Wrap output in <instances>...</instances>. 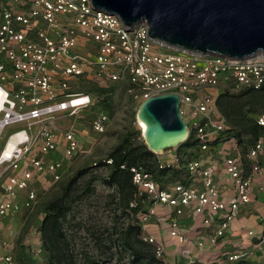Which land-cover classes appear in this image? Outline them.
Listing matches in <instances>:
<instances>
[{
  "label": "built area",
  "instance_id": "obj_1",
  "mask_svg": "<svg viewBox=\"0 0 264 264\" xmlns=\"http://www.w3.org/2000/svg\"><path fill=\"white\" fill-rule=\"evenodd\" d=\"M91 1L0 0V141L7 128L24 125L9 134L0 148V218L19 210L16 197L23 192L24 206L29 212L34 210L33 180L47 176L58 183L67 160L92 155V147H83L74 126L62 132L59 140L54 122L60 114L76 116L91 106L90 95L76 88L82 82H125L127 94L138 103L158 94L176 93L181 116L193 120L196 149L208 156L209 145L220 136L223 143H235L223 119L215 116L214 91L259 89L264 84L263 52L240 59L184 49L149 37L144 20L126 25L117 15L95 9ZM107 124V116L99 112L92 118L91 130L103 134ZM256 124L264 128V113L256 117ZM137 126L141 134L139 122ZM10 141L12 147L6 153ZM222 155L229 196L215 180L214 165H204L199 159L185 163L187 174L196 175L198 185L175 183L169 190L157 187L143 166L128 168L135 193L126 210L131 215L147 203L139 219L143 228L140 239L153 246L156 260L163 261L166 248L161 240L144 232L147 223L163 222L169 237L180 245L186 264H193L194 249L219 245L240 210L251 202L255 180L264 179L260 162L264 137L253 141L245 156ZM158 163L160 167L174 166ZM111 164L112 159L106 157L93 161L91 168L110 170ZM259 189L264 192V184ZM79 203L76 200L70 205L62 223L66 220L75 225V220L82 219ZM74 204L79 205L74 208ZM159 208L170 209L171 215L162 218ZM185 209L200 218L203 228L211 229L206 241L187 240V229L181 223ZM62 233L73 254V232L62 227ZM247 236L253 237V231ZM253 242L254 248L264 245V228ZM14 249V241L0 234V264H19ZM251 253L250 249L224 252L213 264L246 259ZM32 254L36 257L38 252Z\"/></svg>",
  "mask_w": 264,
  "mask_h": 264
},
{
  "label": "rangeland",
  "instance_id": "obj_2",
  "mask_svg": "<svg viewBox=\"0 0 264 264\" xmlns=\"http://www.w3.org/2000/svg\"><path fill=\"white\" fill-rule=\"evenodd\" d=\"M76 88L90 95L91 106L78 112L76 116H70L65 113L55 117L56 133L59 140H61V133L74 126L75 135L79 138L80 143L83 147L91 146L93 153L90 157H77V159L67 160L63 166L62 180L58 183L51 182L47 176L33 180L30 186L36 193L34 210L29 212L24 206L25 192H23L16 197V203L20 207L19 210L15 214H8L0 218V234L17 242L15 257L19 264H50L48 254L42 247L39 228L45 215L44 209L47 204L51 200L63 196L67 191L73 202L77 200L82 205V207H79L83 216L81 220H75V225L69 224V221L66 220L62 223L63 230L73 232L74 237L71 240H76L75 243L72 241V248H74L75 252H73L75 264H133L131 262V253L124 251L121 245L120 233L127 225L138 224L141 227L139 219L146 210L147 203H143L136 212H131V215L128 214L126 208L120 203L116 188L105 183L109 170L104 168L93 169L91 164L93 161L108 158L112 150L120 145L127 136L132 137V143L141 144L143 142L136 119V112L140 102H135L130 98L126 92L125 82H107L104 85H97L93 82L84 81ZM231 88L232 86H229V89ZM242 89L244 88H235L229 92L219 89L212 96L215 100L222 93L232 96L238 94ZM99 112H103L108 120L106 131L103 134H97L91 130L92 118ZM258 113L260 114L262 111L259 110ZM215 116L218 119H223L227 128L226 131L235 138V143L231 146L227 144L222 146L223 141L220 136V138L218 137L209 145L211 153L209 156L208 153L199 152L198 149L194 151L184 147L183 143L186 140L172 149L157 152L155 156L158 162L180 165L182 171L179 175L182 181H175L165 189H172L175 183H187L188 185L197 186L196 175H186L185 163L190 159H199L204 165H214L216 171L215 180L218 186L224 193H229L230 182L226 179L224 173L222 153L235 156L242 154L245 156V149L250 145L251 137L248 134L237 135L236 131H233L235 127L231 129L220 112L217 111ZM182 117L186 122L188 137L193 135L194 138V133L192 132L193 120L188 115ZM23 126L14 125L7 128L3 133L2 141H0V148L9 134ZM34 149H37L36 144ZM176 157L178 160H175ZM78 172H82V174L66 191L68 182L71 178L77 176ZM256 180L252 187L250 204L240 210L235 222L229 226L230 228L227 232L234 230L232 235H228L226 232L223 239L219 241L218 247L208 248L210 249L208 252L203 250L202 254L205 256V261L201 260L200 262L213 263L215 258L218 257L216 255L220 253L222 245V251L224 252L250 249L252 253L245 258L253 264H264V245L260 248L252 246L255 237L259 236V233L255 231V224L262 227V230L264 228V192L259 189L262 183L264 184V179L263 182L259 179ZM78 205L74 204L73 207L77 208ZM187 213L190 215L194 214L192 211H187ZM159 214L162 218H167L171 215L166 208H159ZM186 214L182 219L183 224L185 219L188 218ZM257 217L261 218V220L257 219ZM249 218H251L250 221ZM70 226H75L77 229ZM184 226L187 229V240L190 243L197 238L205 239L201 234H194V231L192 232L194 235H190L193 229L187 223ZM234 226H236V229L232 230ZM144 228V232L154 235L165 245L166 254L163 258L165 264L187 263L188 260L180 255V246L175 244L174 239L169 237L163 222L155 223L151 221ZM249 230L253 231V237L247 236ZM33 251L38 252L36 257H33Z\"/></svg>",
  "mask_w": 264,
  "mask_h": 264
},
{
  "label": "water",
  "instance_id": "obj_3",
  "mask_svg": "<svg viewBox=\"0 0 264 264\" xmlns=\"http://www.w3.org/2000/svg\"><path fill=\"white\" fill-rule=\"evenodd\" d=\"M95 9L117 15L126 25L144 20L149 37L198 52L229 58L264 53V0H92ZM137 122L152 153L188 138L176 93L140 102Z\"/></svg>",
  "mask_w": 264,
  "mask_h": 264
},
{
  "label": "trees",
  "instance_id": "obj_4",
  "mask_svg": "<svg viewBox=\"0 0 264 264\" xmlns=\"http://www.w3.org/2000/svg\"><path fill=\"white\" fill-rule=\"evenodd\" d=\"M215 100L217 111L225 117L226 124L231 129L235 127L233 131H236L237 135L248 134L251 137L250 144L257 138L264 137V128L256 124V117L264 113V84L259 89L244 88L238 94L232 96L222 93ZM259 110L262 113L259 114ZM131 139V136H127L110 153L109 157L112 159V164L109 166V175L105 181L108 185L116 188L120 203L126 209L129 202L133 200L135 193V187L131 183V173L128 169L130 166H143L160 189H165L175 181H182L179 176L182 173L180 165L160 167L155 154L147 149L144 142L136 144L132 143ZM183 146L194 151L197 150L193 135L188 137ZM121 165L127 168L121 169ZM185 173L188 175L187 172ZM81 174L82 172H78L77 176L71 178L66 191ZM72 202V198L67 191L63 196L51 200L44 209L45 215L39 231L42 238V247L48 254L50 264H75L74 256L71 249H69V243L65 234L62 233V220ZM138 209L132 211L136 212ZM141 232L142 230L138 224H132L127 225L120 233L121 245L124 251L131 253V262L133 264H165L164 261L155 259L153 246L140 239ZM193 264L206 263L195 261ZM226 264L253 263L247 259H240Z\"/></svg>",
  "mask_w": 264,
  "mask_h": 264
},
{
  "label": "crops",
  "instance_id": "obj_5",
  "mask_svg": "<svg viewBox=\"0 0 264 264\" xmlns=\"http://www.w3.org/2000/svg\"><path fill=\"white\" fill-rule=\"evenodd\" d=\"M219 89H222V88H218L216 91H219ZM216 91H214V93L216 92ZM223 144H227V145H229V146H231V145H233V144H231V143H222V146H223ZM248 148V147H247ZM247 148L245 149V151L247 150ZM260 162H262L263 163V165H264V157H262V158H260ZM261 182H263V180L262 179H259ZM256 181L257 180H255V183H256ZM263 184V183H262ZM221 189V188H220ZM222 191V190H221ZM223 192V194L224 195H227V196H229V193H224V191H222ZM252 193V192H251ZM260 195H263V194H260ZM250 204V203H249ZM248 204V205H249ZM247 205V206H248ZM247 206H245V207H247ZM167 209V208H166ZM169 211H170V209H168ZM187 211H189L190 212V210L189 209H185L184 210V215L187 213ZM186 212V213H185ZM184 215H183V217H181V223H183V221H182V219L184 218ZM186 215H188V218L187 219H185V223L184 224H189V226L193 229L191 232H190V235H192L193 233V231H194V234H201L202 235V237L203 238H205V239H203L204 241H206L207 240V237H208V234H209V232H210V230L211 229H209V228H203V226L201 225V221H200V218L198 217V216H196L195 214H186ZM257 219H259L258 217H257ZM251 220V218H249V221ZM259 221V220H258ZM255 231L257 232V233H261L262 232V227H260L259 225H256L255 224ZM233 229H236V226H234V228H232V230ZM234 231V230H233ZM233 231L231 232V231H229V232H227V234L228 235H232V233H233ZM193 234V235H194ZM14 241V240H13ZM174 242H175V244H177L178 245V243H177V241L176 240H174ZM14 243H15V254H16V249H17V242H15L14 241ZM178 246H180V245H178ZM219 246V245H218ZM218 246H211V245H208V247L205 249V251L207 250V252H208V250H210V249H208V248H213V247H218ZM220 253H218V255H220L221 253H224V251H222L223 250V248H222V245H221V247H220ZM196 250L194 249V252H195ZM202 252L203 251H196L195 253H193V255H195L194 256V260L195 261H201V260H204V255L202 254ZM197 253V254H196ZM197 255V256H196ZM218 255H216V256H218ZM215 256V257H216ZM15 259H16V257H15ZM187 261V260H186ZM205 261V260H204ZM186 263V262H185ZM184 263V264H185Z\"/></svg>",
  "mask_w": 264,
  "mask_h": 264
},
{
  "label": "bare ground",
  "instance_id": "obj_6",
  "mask_svg": "<svg viewBox=\"0 0 264 264\" xmlns=\"http://www.w3.org/2000/svg\"><path fill=\"white\" fill-rule=\"evenodd\" d=\"M139 122V125H140V130L142 131L144 129V124L141 122V121H138ZM12 147V141H10L6 147V153L9 152V150L11 149Z\"/></svg>",
  "mask_w": 264,
  "mask_h": 264
}]
</instances>
